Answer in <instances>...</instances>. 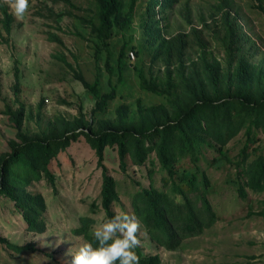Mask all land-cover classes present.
Segmentation results:
<instances>
[{
  "label": "trees",
  "instance_id": "trees-1",
  "mask_svg": "<svg viewBox=\"0 0 264 264\" xmlns=\"http://www.w3.org/2000/svg\"><path fill=\"white\" fill-rule=\"evenodd\" d=\"M53 1L72 4L70 0ZM178 1L128 0L125 4L123 0H94L92 14L80 19L95 38L96 52L108 51L113 29L124 32L138 24L141 31L140 36L132 30L123 38L116 72L107 54L104 66L110 90L102 91L98 73L88 81L74 71L75 78L94 99L89 118L79 111V116L71 120L62 119L58 128L30 134L22 129V111L14 112L16 136L8 140V149L0 153V196L11 200L29 231L45 230L44 198L31 192L29 185L45 177L53 186L50 163L80 135L93 148L102 169L100 201L107 218L116 213L112 206L119 198L117 180L103 163L105 148L116 150L123 173L127 171L128 160L135 166L148 162L150 174L154 172L155 160L158 162V170L164 173L162 186L156 187L152 181L143 186L136 181L139 187L131 197V208L149 239L168 250L177 249L182 240L201 233L217 219L208 199L215 188L207 166L234 167L233 176L226 180L242 200L250 192H264V153L247 150L257 140V133L264 132V57H255L247 32L240 29L236 15L232 16L228 0L217 1L218 28L213 32L223 47L225 59L208 55L195 28L191 29V41L185 32L169 34L166 14ZM0 12L3 27L9 32L13 16L5 3H0ZM49 39L62 43L53 33ZM191 45L200 49L196 60L187 65L184 58ZM141 52L149 54L151 65L157 61L164 63L163 76L151 74L150 78L142 66L133 65L140 88L162 97L163 101L147 106L138 103L136 109L120 104L114 118L104 117L109 101L115 97L116 83L122 80L126 59L129 54L134 57ZM57 58L72 68L64 56ZM114 74L116 83H112ZM241 130L246 137L244 145L236 156L229 157L223 147ZM207 153L212 155L211 159ZM153 154L155 160L151 158ZM184 159L188 165H183ZM258 205L248 215L264 219V198ZM91 226L90 219L82 218L73 232L92 241ZM0 242L19 253L33 249L32 245H18L3 237ZM137 251L140 264H160L159 254L145 255L140 248Z\"/></svg>",
  "mask_w": 264,
  "mask_h": 264
},
{
  "label": "rangeland",
  "instance_id": "rangeland-1",
  "mask_svg": "<svg viewBox=\"0 0 264 264\" xmlns=\"http://www.w3.org/2000/svg\"><path fill=\"white\" fill-rule=\"evenodd\" d=\"M70 1L71 5L64 1L29 0L24 15L17 17L9 6L11 0H0L13 16L10 31L6 32L0 12V153L8 149V140L16 136L13 115L19 110L23 114L22 129L30 134L58 128L62 119L71 120L79 116V111L89 118L94 99L75 78L74 71L80 72L88 81L98 73L102 91H109V76L104 66L107 54L116 72L123 38L132 30L138 36L141 34L138 24L124 32L113 29L108 51L96 52L95 38L80 19L92 14L94 0ZM123 1L126 4L128 0ZM217 1L179 0L167 12L165 22L169 34L185 32L190 41L193 37L191 29L195 28L202 48L209 56L221 60L225 59V53L213 35L218 28L215 22ZM228 5L232 16L236 15L240 29L247 32L255 57H264V0H228ZM50 33L57 35L62 43L50 40ZM199 49L198 45L187 48L185 64L196 60ZM57 56H64L73 69L59 61ZM134 64L143 67L147 78L151 74L163 76L162 61L151 65L147 52L134 57L129 54L121 82L116 83L115 74L111 77L112 83H116V94L109 101L104 117L114 118L120 104L136 109L138 103L147 106L163 101L162 97L140 88ZM245 140L241 130L227 141L223 150L229 157H234ZM247 150L264 153L263 131L257 133V140ZM206 156L211 159L212 155L207 153ZM151 158L155 160L154 154ZM184 161L183 165H188L187 159ZM103 163L117 180L119 200L112 206L116 213H132L131 197L139 187L136 181L143 186H148L150 181L156 187L162 186L164 173L158 170L160 166L156 160L152 174L148 162L135 166L130 160L126 173H123L119 170L116 150L106 147ZM217 166L206 167L215 188L208 195L217 212L213 225L185 238L177 249L168 250L151 241L140 223L138 238L143 254H159L160 264H264V219L248 215L249 211L258 208L264 192H250L246 200L240 199L226 180L233 176L234 167L228 164ZM50 170L55 179L53 186L42 177L28 187L44 198L43 232L29 231L11 200L0 196V237L33 247L19 253L0 242V264H71V251L86 241L73 229L82 218H87L92 221L94 231L107 218L100 201L102 169L83 135L53 158Z\"/></svg>",
  "mask_w": 264,
  "mask_h": 264
},
{
  "label": "clouds",
  "instance_id": "clouds-1",
  "mask_svg": "<svg viewBox=\"0 0 264 264\" xmlns=\"http://www.w3.org/2000/svg\"><path fill=\"white\" fill-rule=\"evenodd\" d=\"M12 14L21 17L29 0H11ZM140 221L134 213L120 211L106 218L85 241L71 251V264H140L138 230Z\"/></svg>",
  "mask_w": 264,
  "mask_h": 264
}]
</instances>
